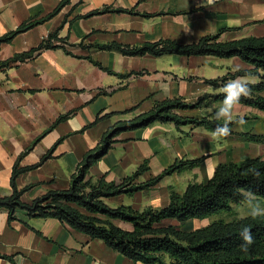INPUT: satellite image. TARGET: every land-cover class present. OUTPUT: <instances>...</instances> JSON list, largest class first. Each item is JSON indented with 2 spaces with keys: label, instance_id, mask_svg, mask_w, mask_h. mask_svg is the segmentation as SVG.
Here are the masks:
<instances>
[{
  "label": "crops",
  "instance_id": "obj_1",
  "mask_svg": "<svg viewBox=\"0 0 264 264\" xmlns=\"http://www.w3.org/2000/svg\"><path fill=\"white\" fill-rule=\"evenodd\" d=\"M61 1L0 0V37L25 21L49 14ZM104 6L134 9L135 13L108 12L85 17ZM58 28L64 47L43 50L25 61L2 64L38 46ZM219 32L222 41L264 36V0H70L50 20L18 34L11 42L2 43L0 195L12 193L13 167L23 153L19 168L36 166L21 172L16 184L18 188L31 186L23 195V200L30 202L49 190L68 189L84 154L97 146L116 122L134 119L163 99L183 97L192 102L204 94L219 93L221 86L206 84L203 79L233 73L236 66L241 70L253 68L236 56H128L99 46L114 42L134 46L167 38L191 43ZM134 72L139 74H131ZM251 76L255 77L254 83L261 80L259 76ZM161 84L168 85L167 93L162 91ZM221 104L222 101L210 98L199 108L176 112L202 117ZM241 110L245 123H236L233 130L264 134V111L240 104L235 113L240 114ZM235 113L233 120L239 119ZM65 114L68 117L51 128ZM107 114L113 115L104 118ZM98 115L103 119L90 126ZM212 132L192 125L177 127L173 122H154L123 131L109 152L91 167L89 177L94 183L102 177L120 182L148 159L150 169L137 181L142 183L162 173L177 159L207 155L199 167L165 176L155 186L133 196L105 198L111 207L130 204L137 209L162 208L168 205L171 190L182 193L192 181H208L220 163L255 156L264 158V142L248 141L239 135L217 140ZM249 148L257 152H247ZM239 152L244 155L240 157ZM191 221L203 222L196 228L210 223L208 219L186 223ZM167 222L179 223L173 219ZM116 224L133 228L123 221ZM24 261L144 264L135 263L103 240L91 239L57 218L31 217L26 210L18 209L11 219L7 210L0 209V264Z\"/></svg>",
  "mask_w": 264,
  "mask_h": 264
},
{
  "label": "trees",
  "instance_id": "obj_2",
  "mask_svg": "<svg viewBox=\"0 0 264 264\" xmlns=\"http://www.w3.org/2000/svg\"><path fill=\"white\" fill-rule=\"evenodd\" d=\"M69 2L70 0H62L49 14L39 19L33 18L25 21L15 30L0 37V46L4 42H11L18 34L50 20ZM108 12L135 13V10L104 6L86 14L85 17ZM58 33L59 28L49 33L38 46L19 53L3 61L2 64L6 66L12 62L25 61L34 58L43 50L57 46L64 47L65 42L58 37ZM220 35V32L208 34L191 43H180L175 39L167 38L134 46L114 42L99 47L115 49L128 56L149 54L159 57L176 54L181 56L213 55L221 58L239 57L251 64L253 68L229 72L222 77L203 79V81L209 85L222 87L228 80L237 76L245 74L259 76L261 78L259 82L250 84L251 95L243 97L240 104L264 111V36L222 41ZM107 71L112 72L108 69ZM131 74H139V72ZM210 98L223 101L224 96L220 92L204 94L192 102L186 101L183 97L163 99L157 102L153 109L134 119L116 122L103 134L97 146L84 154L76 172L72 175L71 186L68 189L49 190L30 202L24 201L23 195L31 186L18 188L16 184V179L21 172L36 166L19 168L23 153L13 167L12 193L7 196L0 195V209L7 210L11 219L18 209L26 210L31 217L57 218L69 227L87 234L91 239L103 240L109 247L135 263L264 264V218L240 217L229 221L220 219L192 230L183 228L184 223L189 220H203L215 214L231 212L235 204L244 202L240 189H251L257 194V198L264 199V158L262 156L220 163L208 181H192L182 193L171 190L170 201L162 208L149 206L137 209L130 204L111 207L105 202V198L121 194L133 196L140 190L155 186L165 176L199 167L207 155L193 159H177L162 173L142 183L137 181L144 172L150 169L148 159L139 166L135 173L120 182L107 181L105 177H102L94 183L89 177L91 167L109 152L123 131L147 127L154 122H173L177 127L192 125L213 131L218 124H223L222 120L215 119V111L202 117L182 116L176 112L178 109L199 108ZM67 117L66 114L58 117L51 128ZM103 117L98 115L90 126L101 121ZM236 121L238 119L230 124L232 129L230 135H239L248 141L264 142V134L235 132L233 126L237 123ZM253 168L261 172L260 177L252 175L249 170ZM170 219L179 223H168ZM116 221L130 223L133 228L131 230L123 228L117 225ZM243 226L251 228L255 239L247 252L242 251L240 247L242 241L239 237V230Z\"/></svg>",
  "mask_w": 264,
  "mask_h": 264
},
{
  "label": "clouds",
  "instance_id": "obj_3",
  "mask_svg": "<svg viewBox=\"0 0 264 264\" xmlns=\"http://www.w3.org/2000/svg\"><path fill=\"white\" fill-rule=\"evenodd\" d=\"M240 67L236 66L235 71H240ZM255 82V77L245 74L243 76H237L234 79L228 80L218 91L223 94L224 99L220 107L215 109V119L217 121L222 120L223 124H218L213 130V138L219 140L220 138H226L231 134L232 129L230 124L233 123V116L235 111L240 105V101L243 97L251 95L250 84ZM161 89L165 93L169 91L167 84H161ZM237 123L243 125L245 120L240 117ZM254 177H260L261 172L258 169L249 170ZM240 194L243 196L247 211L243 213L244 217H251L252 219L264 218V207L258 201L257 194L251 189H240ZM239 237L242 241L240 247L241 250L247 252L249 246L254 244L255 239L252 230L249 226H243L239 230Z\"/></svg>",
  "mask_w": 264,
  "mask_h": 264
},
{
  "label": "rangeland",
  "instance_id": "obj_4",
  "mask_svg": "<svg viewBox=\"0 0 264 264\" xmlns=\"http://www.w3.org/2000/svg\"><path fill=\"white\" fill-rule=\"evenodd\" d=\"M242 114H243V111L241 110V113L240 114H236L235 118L236 117H238V118L245 117V115L243 116ZM249 151L251 153H256L257 152V150L254 149V148H249L247 150V152H249ZM237 155L242 157L244 154L239 152ZM258 201L261 204V206L264 207V199L258 198ZM246 211H247V208L245 206V202H243V203H240V204H235L233 206V210L231 212L215 214V215H212V216H210V217H208L206 219H208L210 221V223L214 222V221H217V220H220V219L229 221V220H232V219H235V218L244 217L243 213L246 212ZM175 223H177L176 220H175ZM201 224H203V222L191 221V222L186 223L183 228L190 230V229L196 228L197 226H200Z\"/></svg>",
  "mask_w": 264,
  "mask_h": 264
},
{
  "label": "built area",
  "instance_id": "obj_5",
  "mask_svg": "<svg viewBox=\"0 0 264 264\" xmlns=\"http://www.w3.org/2000/svg\"><path fill=\"white\" fill-rule=\"evenodd\" d=\"M48 36V35H47ZM21 264H26V261L22 262Z\"/></svg>",
  "mask_w": 264,
  "mask_h": 264
}]
</instances>
